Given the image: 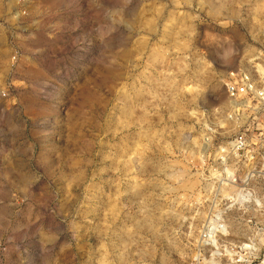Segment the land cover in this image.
<instances>
[{"label": "rangeland", "instance_id": "374dc122", "mask_svg": "<svg viewBox=\"0 0 264 264\" xmlns=\"http://www.w3.org/2000/svg\"><path fill=\"white\" fill-rule=\"evenodd\" d=\"M261 55L264 0H0V264H264L224 91Z\"/></svg>", "mask_w": 264, "mask_h": 264}, {"label": "built area", "instance_id": "2783aa9c", "mask_svg": "<svg viewBox=\"0 0 264 264\" xmlns=\"http://www.w3.org/2000/svg\"><path fill=\"white\" fill-rule=\"evenodd\" d=\"M231 104L228 118L239 122L241 132L226 145V155L241 169V178L231 174L232 184L264 182V56L248 69L231 74L224 84Z\"/></svg>", "mask_w": 264, "mask_h": 264}, {"label": "bare ground", "instance_id": "6f19581e", "mask_svg": "<svg viewBox=\"0 0 264 264\" xmlns=\"http://www.w3.org/2000/svg\"><path fill=\"white\" fill-rule=\"evenodd\" d=\"M209 233V232H208Z\"/></svg>", "mask_w": 264, "mask_h": 264}]
</instances>
